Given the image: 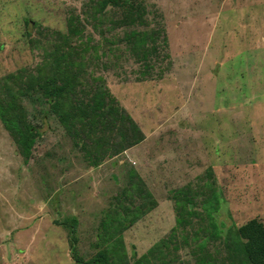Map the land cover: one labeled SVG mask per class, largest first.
<instances>
[{
	"label": "rangeland",
	"instance_id": "obj_1",
	"mask_svg": "<svg viewBox=\"0 0 264 264\" xmlns=\"http://www.w3.org/2000/svg\"><path fill=\"white\" fill-rule=\"evenodd\" d=\"M96 1L0 0V78L23 74L21 104L40 133L27 163L0 120V264L86 261L108 248L102 221L129 202L150 209L121 232L127 262L153 253L159 264H247L234 231L253 217L264 224V0H135L146 13L129 24L113 3L93 20ZM71 15L80 36L68 35ZM153 29L154 52L139 60L125 35ZM62 35L88 45L72 99H114L139 142L113 146L122 138L99 120L68 132L44 79L27 87ZM72 218L75 250L60 225Z\"/></svg>",
	"mask_w": 264,
	"mask_h": 264
},
{
	"label": "trees",
	"instance_id": "obj_2",
	"mask_svg": "<svg viewBox=\"0 0 264 264\" xmlns=\"http://www.w3.org/2000/svg\"><path fill=\"white\" fill-rule=\"evenodd\" d=\"M109 3L120 5L121 8H124L125 11H121L117 18V22L121 24L133 23L138 18H140L139 21H142L144 13H146L144 6L135 0H98L93 7L95 9L93 11V20H102L99 14L103 12ZM96 15H99L98 18ZM68 20L70 23L68 35L70 37L75 34L80 36L81 29L73 23L74 17L71 15ZM151 33L153 35L145 32L135 34L132 31L133 36L125 35L128 41V49L139 60H148L149 55L154 52L153 48L155 46L149 48L147 47V42L150 41L154 45L158 32L156 29H153ZM67 38L64 35L60 43H55L54 51L48 52L46 54L48 58H45L38 64L37 77H34L33 74L26 76L28 82L30 81L27 87H33L39 78L44 79L45 85L42 97H47L51 114L56 116L57 120L68 132L76 130L75 123H82L81 130H84V128L94 130L97 124L95 121L99 120V123H104V125H108V128L114 129L118 139L122 138V140L114 143L113 146H116V144L120 146L124 143L123 146L127 145L129 147L139 142L143 138L142 132L126 113L120 111V109L118 111L117 108L111 105L115 101L114 99H111L113 101L109 103L105 99L103 92L91 94L87 101L88 103H84L82 97H79L77 100L76 97L72 99L71 96L75 93L77 83L82 77L81 74L86 70L87 61L85 53L88 50V45L86 42H83L79 46L70 45ZM62 44L68 45L69 50L60 52L59 46L61 47ZM103 53L104 51H101L100 47L94 51L91 59L94 57L99 59V56ZM71 54H75L76 57L74 59L70 58ZM145 66V72H147L150 65L147 64ZM48 67L51 68V73L46 72ZM71 68H74L72 73H70ZM22 77L23 74L11 73L0 78V120L14 143H16L20 153L24 156V161L28 163L34 157V146L40 133L36 131L34 120L27 115L26 109L21 104V95H24L28 91L26 87L16 85ZM92 79L96 80V77L92 76ZM106 103L109 106H106ZM117 148L119 149V147ZM117 148H114V151L118 152ZM139 191V196H143L144 199L151 198V193L147 190L144 189L143 192L139 188ZM129 195V191L121 193L118 200L119 203H121V199L125 200ZM186 202H188V199ZM130 203L132 202L123 206V213H116L117 216H110L102 221L103 231H105L103 239L108 242V248L98 250L93 257L86 261L75 257L74 259L78 264H159V262H155V259L148 258V256L156 258L153 253L149 255L144 254V262H141L143 259L140 260L137 257L133 263L125 260L126 253L122 246L121 232L140 218V215L146 214L150 209V206L145 204V202H141V205L134 207ZM181 208L184 211L186 206H180ZM75 224V218L60 223V225H66L70 228V250H75V243L77 242L71 230V227ZM234 235L236 236V241L239 243V253H241L245 263L264 264V224L257 217L250 218L236 226ZM133 256L135 257L136 255Z\"/></svg>",
	"mask_w": 264,
	"mask_h": 264
},
{
	"label": "crops",
	"instance_id": "obj_3",
	"mask_svg": "<svg viewBox=\"0 0 264 264\" xmlns=\"http://www.w3.org/2000/svg\"><path fill=\"white\" fill-rule=\"evenodd\" d=\"M255 75V74H254ZM255 77V76H254ZM222 124V123H221Z\"/></svg>",
	"mask_w": 264,
	"mask_h": 264
}]
</instances>
